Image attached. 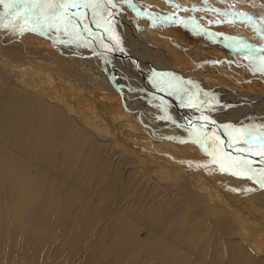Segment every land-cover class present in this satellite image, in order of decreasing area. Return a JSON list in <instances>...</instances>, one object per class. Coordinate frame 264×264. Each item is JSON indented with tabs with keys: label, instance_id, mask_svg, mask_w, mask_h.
Wrapping results in <instances>:
<instances>
[{
	"label": "rangeland",
	"instance_id": "1",
	"mask_svg": "<svg viewBox=\"0 0 264 264\" xmlns=\"http://www.w3.org/2000/svg\"><path fill=\"white\" fill-rule=\"evenodd\" d=\"M32 1L24 0L29 5L21 3L24 11L21 7L19 11L16 2L12 0L0 3V96L9 94L14 98L25 95L27 100H31L26 101L25 105L35 103L38 111L44 109L41 118L46 126L49 125L48 129L62 128L60 132L62 136H66L63 139L61 136L59 150H52L54 160L60 159L61 155V159L69 165L65 174L53 168V172L44 177L42 166L35 169V164L30 167L28 175L20 177L18 184L25 181V178L28 182L35 178L36 170L41 172L37 181L41 186H34L38 188L35 196L37 195L40 203L28 200L26 195H22V191L18 204L12 201L8 204L7 195L0 196V264H264V178L259 180L257 177L264 176V145L261 144V147L254 140L251 143L248 140L238 141L233 134L230 138L239 147L245 145V152L238 151L239 148L235 147L229 151L222 148L219 154L223 158H217L211 150L207 153L208 149H204L203 141L198 143L194 140L196 143H184L185 145L181 140L169 141L181 150L185 158L176 157L171 153L170 145L150 138L137 125L147 123L145 120L148 116L143 118L144 110L141 108H155L156 102L161 101L152 92L156 88L164 90V84L163 87L159 84L158 68L155 70L151 65L153 62L150 56L149 59H142V56L139 57V50L133 52L121 49L125 43L120 42L121 39L117 40L121 37L119 34L122 37L125 35V32H119L123 24L122 29L127 27L128 31L131 28V39L140 47L146 48L154 61L164 67L162 71H167L168 64L173 70L169 78L178 80L180 87H184L183 90H193L191 96L196 93L210 98L208 93L218 90L224 94H217L218 97H225L229 104L235 101L232 100L234 93L240 96L239 99L255 100L252 106L259 104L256 109H264V45L249 37L250 40L238 36L240 34L237 35L232 30L234 23L239 28L244 27L249 36L252 32L255 36L258 33L264 36V21L260 24L250 15L252 12L249 8H241L233 2L227 4L210 1V5L199 3V6L190 3L189 8L183 6L182 12H168L154 0H113L115 13L107 12L110 17L107 24L109 28L105 26L102 30L97 27L99 24L105 25L102 12L88 16L84 12L82 14L81 7H75L79 13H73L75 17L88 16L92 24L97 22L96 26L93 25L92 32L100 37L102 36L97 32L103 35L101 40L104 44L99 43L103 44L102 47L96 48L100 55L104 52L101 50L109 53V40L118 46L123 44L119 49L123 52V58L128 61L119 59L122 61L120 64L116 58L115 64L120 74L117 77L112 70L115 76L113 80L119 82L116 86L121 84L123 89L121 78L127 79L125 86L128 91L140 88V93L142 89L145 97L139 98L141 103L143 100L141 104L126 93L106 92L107 86L101 79L103 75L99 70V63L109 70L108 61L100 56L93 63L90 60L93 56L86 58L85 50L82 52L80 48L72 46L76 39L67 36L73 28L68 24L70 22H67L66 15L62 16L59 12L62 9L72 11L74 8L68 5H80V0H37L39 10L30 8ZM86 1L92 6L97 3L96 0ZM215 12L227 15V21L213 24L212 15ZM194 13L198 17H193ZM61 19L63 22L59 23ZM85 25L81 26V31L86 38V45L90 42L91 35L90 27L86 29ZM250 28L252 32H249ZM73 34L75 32L71 36H76ZM69 39L73 40V44ZM223 39L232 41L234 47L224 44ZM154 48L162 50L168 61ZM79 57L85 62L79 61ZM106 59H109L107 54ZM132 63L137 67L131 66ZM143 63L148 64V68H141ZM137 69L142 70L135 73ZM182 83H187L189 88ZM191 86H194L193 89ZM195 87L200 89L196 90ZM192 101V104L201 103L198 100ZM203 103L202 110L208 113L213 111L208 110V105H211L210 108L220 105ZM15 104H18L17 100L13 101V105ZM233 105L235 106L231 108L221 107L219 110L223 111H217L213 116L202 115L199 120H203L209 129L211 125H206L209 121L210 124L213 120L221 123L227 118L228 112L225 110L246 108L238 101ZM169 110L174 111L170 117L172 119L169 118L170 123L179 122L183 124H180L182 127L185 125L187 128L189 125L194 128V119L188 115L186 117V113L179 111V114L172 106ZM26 112L31 119L34 118L28 108ZM233 118L238 117L231 115L227 120L230 122ZM255 121L254 125L245 127L244 133L255 138L257 134L262 140L264 120H260L258 124ZM153 124L149 123L147 126ZM133 125L136 126L135 130L131 128ZM238 129L241 130L242 126ZM203 131L206 135L204 142L218 141L217 136L212 138L210 131ZM199 136L202 137L203 134ZM217 138L224 142V137ZM45 149L46 153H50L51 147ZM231 153H241V156ZM36 159L39 160L37 157ZM219 159L222 160L218 161ZM251 159L254 161L245 163ZM20 160L22 161L17 158L15 162ZM236 160L240 161V166ZM59 167L65 169L66 164H59ZM22 168L24 171L25 168ZM61 172L62 178L66 180L59 178L58 174ZM3 174V169H0V177ZM54 181L61 182L58 183L57 190L52 188ZM29 186L27 183L24 189ZM165 247L166 251L162 249Z\"/></svg>",
	"mask_w": 264,
	"mask_h": 264
},
{
	"label": "bare ground",
	"instance_id": "2",
	"mask_svg": "<svg viewBox=\"0 0 264 264\" xmlns=\"http://www.w3.org/2000/svg\"><path fill=\"white\" fill-rule=\"evenodd\" d=\"M15 4H17L16 6H17V8H18V10L19 11H24L23 9V7H22V4H19V3H21V2H24V0H12ZM35 1H36V3H35ZM39 1V0H38ZM81 2H80V5H78V7H81V12H82V14H83V12L85 13V14H87L88 13V11L90 10V12H91V14H92V16H93V14H100V12H102V18H104V21H105V25L104 24H99V25H97V27L98 28H100V29H102V27H108L109 28V26H107V24L109 23V15L107 14V12L108 11H110V12H113V10L115 9L114 8V6H115V4L113 3L114 1L113 0H96V4H94V6H92L89 2H87L86 0H80ZM155 2H156V4H158V6L160 7V8H162V9H165V10H167L168 12H172V11H179V12H182V8H183V6H185L186 8H189V6H190V3H193V4H195V5H197V6H199V3H206V4H208V5H210L211 3H210V1H212V2H214V1H217V2H227V4H230L231 2H233V4H236V5H238L239 7H241V8H244V9H246V8H249V10H251V12L252 13H250V15H253L252 17H255V19L258 21V22H260V24H261V22H263L264 21V0H154ZM9 2V1H8ZM29 2V1H28ZM33 2V4H31V6H30V8H34L35 10H39L40 8H38V6H39V3L37 2V0H33L32 1ZM91 2H93L92 0H91ZM12 3V2H11ZM10 3V4H11ZM25 3V2H24ZM127 3H129V2H127ZM13 4V3H12ZM130 4V3H129ZM150 4H152V3H150ZM214 4V3H213ZM216 4V3H215ZM219 4V3H218ZM113 5V6H112ZM154 5V4H153ZM197 6H195V7H197ZM205 6V5H204ZM218 6V5H217ZM19 7H21L22 9L20 10V8ZM25 7V6H24ZM117 7V6H116ZM127 7V6H126ZM201 7H202V4H201ZM215 7V6H214ZM213 7V8H214ZM246 7V8H245ZM130 8V7H129ZM128 8V9H129ZM208 8H209V6H208ZM211 8V7H210ZM216 8V7H215ZM214 8V9H215ZM235 8V7H234ZM74 9L76 10V8L74 7ZM127 9V8H126ZM213 9V10H214ZM222 9V8H221ZM66 10H67V12H66ZM86 10H88L87 12H86ZM119 9H117V11H118ZM206 11H207V9H205ZM9 11V13H12V12H10V10H8ZM121 11V10H120ZM187 11V10H186ZM197 11V10H196ZM27 12V11H26ZM71 11L70 10H68V9H62L59 13L62 15V16H64V15H66V19L68 20L67 22H70V23H68L72 28H73V30H71L72 32H68V38H74L75 37V43L73 44L72 42H73V40L71 41V39H69L68 41H71L70 43L71 44H73L72 46H74L75 48H80L79 50L80 51H82V50H85V52L87 53V54H84V56L87 58L88 56H93V58H91L90 60L91 61H93V63H94V59L97 61V59L101 56L102 57V59L104 60V61H108V64L110 65V68H109V70H107V69H105L104 67H102L101 66V64L99 63V66H100V68H99V70L101 71V74L103 75V76H101V79H102V81H104L105 83H106V86H107V88H106V92L109 90V91H113L114 93H126L127 94V96L128 97H130V98H132V99H135V100H137V102L138 103H141L140 101V97L141 96H143V97H145L144 96V94H142V93H144L143 91H142V89H141V91H140V93L138 92L139 90H140V88L138 89V88H133V90H130V91H128V90H126V80H124L123 78H121V82H122V84H124V86H123V89H122V87L120 86V85H118V86H116L118 83L116 82V81H114L113 80V77L115 78V76H114V74H112V70H113V73H114V71L116 72V75H117V77H118V74H120V72L118 71V68L116 67V64H115V61H116V58L118 59L117 61H119V63L121 64V62L122 61H124V59L126 60V58L124 57L123 58V56H122V54H123V52L122 51H120V47L123 45H121L120 44V42L122 41V43H125L126 44V46H125V44H124V47L122 46V48L121 49H128V50H130V51H138L139 50V57L140 56H142V59H149V56H150V60H152V62H153V64H151L153 67H155L156 69L155 70H157V68H158V71H159V79H160V85L163 87V84H164V90H166L167 92H165L164 90H162L161 88H156V90H149V91H152L153 92V95L155 96V98L157 97V98H159V99H161V101H159L160 103H161V105H160V103L158 102H156V100H155V102H156V104H155V108L154 107H152V106H147V107H145L144 105H141V106H144V107H142L141 109H143L144 111V113H145V115H144V113H143V118H144V116H148V118L145 120V122H147V123H138L137 125H138V127L140 128V130L142 131V132H144V133H148L149 135V137L150 138H153V139H155V140H157L158 139V141H160V142H163V144L164 143H166L167 145H170L171 147H172V154H174L176 157H180V158H185L184 156H183V154H182V152H181V150L176 146V145H174L173 143H171L172 141H180V142H182L183 144L185 143V144H188V143H191V142H194V143H196L194 140H196L198 143H201L202 141H203V144H204V149L205 150H207V153H209V150H211L210 152L211 153H213V155L214 156H216L217 158H223L220 154H219V152H220V150L222 149V148H224V149H226V151H229L230 149H232V148H234L233 146H231V145H238V143L237 142H234L231 138H230V135H235L236 136V139H238V141L239 140H248L249 141V143H251V141H253L254 140V142L256 141L258 144L257 145H259V146H261L262 147V145L261 144H263L264 145V139H260L261 137H259L257 134L255 135L256 136V138L255 137H252V136H250V134H249V137L247 136L248 134L246 133H244V131H245V127H248V126H251V125H254L253 124V122L255 121V123H257L258 124V122L261 120H264V109H261V107H260V109H258L259 107H257V109H256V106L257 105H259V104H257V105H255V106H252V105H249L248 106V103L251 101V99H249V100H245L246 98H240L239 99V97L240 96H238V95H236V94H234V93H232L233 95H235L234 97H232V100H235V101H231V102H233L232 104H229V103H227L226 102V100L227 99H225V97H218V95L217 94H219V95H224V94H222L220 91H214V92H212L211 94L210 93H208V95H210V98H205V96H199V94H196V93H193V96H191L190 95V93H192L191 91H193V90H191L186 84H184V83H182V84H184V85H186L189 89H187L186 91L185 90H183L182 88H184V87H180V84H179V81L178 80H174V79H170L169 77H170V75H171V72L173 73V70H171V68H170V66L167 64V71L165 70V71H162V70H164V67L163 66H161L160 64H158V63H156V61H154V59L151 57V55L149 54V53H147L146 51L147 50H145L143 47H140L139 45H138V43H136L133 39H131V36H130V33H131V28L128 30V31H126V28L125 29H122L123 27H124V24L121 26L122 28H119V32H125V35L122 37V35H120L119 34V36H121L120 38H118L117 40H120V42H119V46L118 45H116L115 44V42H112L111 40H109L110 41V43H109V46H108V52L109 53H107V52H105V50H101V51H104L103 53L101 52V55H100V53L99 52H97V50H96V48H101L102 47V45L104 44L103 42H102V40H101V38L102 37H100V36H97V35H95L96 34V32H92L93 31V29H94V26H96V24H97V22H93V24H92V21L90 22V20H88L86 17H84V16H81L80 15V17H75V15L74 14H72V13H70ZM119 12V11H118ZM22 13V12H21ZM113 13H115V11L113 12ZM175 13V12H174ZM184 13V12H183ZM183 13H178L179 15H184ZM27 14H28V12H27ZM76 14V13H75ZM123 14H124V12L122 13V15H121V17H123ZM136 14V13H135ZM22 15H25V14H23L22 13ZM29 15V14H28ZM113 15V14H112ZM112 15H110V16H112ZM171 15V14H170ZM175 15V14H174ZM193 15V17H198V15L197 14H192ZM89 16V15H88ZM125 16V15H124ZM209 16V15H208ZM213 16V18H214V22H213V24L216 22V24L217 23H220V22H222V21H224L225 22V20L227 21V15H223V14H217L216 12L212 15ZM249 16V15H248ZM23 17L24 16H22V19H23ZM200 17V16H199ZM64 18V17H63ZM64 18V19H65ZM207 18V17H206ZM25 19V18H24ZM30 19V21L32 20L31 18H29ZM49 19H51L50 17H49ZM185 19V18H184ZM193 19V18H192ZM99 20V19H98ZM195 20V19H194ZM253 20V19H252ZM190 21V20H189ZM249 22H250V20H248ZM247 21V22H248ZM32 22V21H31ZM59 23L61 22H63V19H61L60 21H58ZM206 22V21H205ZM246 22V23H247ZM252 22V21H251ZM250 22V23H251ZM28 23V22H27ZM30 23V22H29ZM33 23H35V21L33 22ZM48 23V22H47ZM86 24L85 26H86V29H88L89 27V33H90V35H91V40H90V42H88V44H84V43H86V38L84 37V34L82 33V27L81 26H83L84 24ZM126 23H129V22H126ZM240 22H238V24H239ZM257 23V22H256ZM83 24V25H82ZM119 24V23H118ZM206 24H208V22L206 23ZM231 25H232V23H230ZM229 24V25H230ZM243 25H244V22L242 23ZM241 24V25H242ZM94 25V26H93ZM234 25H236V24H234L233 23V27H232V30H233V32L234 33H236L237 35L238 34H240V35H238V36H242V37H244V38H246L247 37V39H254L257 43H261V44H263L264 45V36L263 35H259V33H258V36L256 35H254V33L251 31V28H250V31L249 32H252L253 33V35H252V33L250 34V36H249V34H248V32L245 30V28H244V30L246 31H243V28H239L238 27V25H236V26H234ZM242 25V26H243ZM248 25H250V24H248ZM253 25V24H252ZM258 25H259V23H258ZM131 26H132V23H131ZM204 26V25H203ZM71 27H69V30H70V28ZM257 27V26H256ZM263 27H264V25H263ZM78 28V29H77ZM81 28V29H80ZM112 28V27H111ZM260 28V27H259ZM75 29V30H74ZM106 29V28H105ZM128 29V28H127ZM82 30V31H81ZM103 30V29H102ZM260 30H261V28H260ZM263 30H264V28H263ZM75 32V34H73V35H76V36H71V33H74ZM79 31V33H77ZM262 31V30H261ZM56 32V31H55ZM117 32V31H116ZM255 32V31H254ZM59 33V32H58ZM262 33V32H261ZM61 34H63V33H61ZM101 34V33H100ZM110 35H111V32L109 33ZM102 35V34H101ZM252 35V36H251ZM87 36V35H86ZM110 37V36H109ZM249 37V38H248ZM60 38V37H59ZM66 38V37H65ZM105 38V37H104ZM249 39V40H250ZM58 40H60V39H58ZM112 40H114V41H116V39L115 38H112ZM224 40V39H223ZM61 41V40H60ZM60 41H58L59 43H60ZM62 42V41H61ZM224 42V44H226V45H228V46H233L234 47V45H232V41L230 42V41H226V40H224L223 41ZM252 42V41H251ZM63 43H64V41H63ZM99 43H103V44H99ZM105 43H108V42H105ZM249 43V42H248ZM254 43V42H253ZM253 43H251V44H253ZM62 44V43H61ZM118 44V43H117ZM250 44V43H249ZM249 44H248V46H249ZM63 45V44H62ZM244 45V44H243ZM255 44H253V46H254ZM258 45V44H257ZM64 47H65V44L63 45ZM247 46V47H248ZM259 46V45H258ZM257 46V47H258ZM59 47H60V45H59ZM58 47V48H59ZM62 47V46H61ZM64 47H63V49H64ZM252 47V46H251ZM251 47H250V49H251ZM117 50H116V49ZM255 48V47H254ZM262 47H260V49H261ZM72 50V49H71ZM154 50H156L157 51V53L158 54H160V55H162V56H164L165 57V59L168 61V59H167V57H166V55H165V53L162 51V50H159V49H157V48H154ZM60 51H62V49L60 50ZM120 51V52H119ZM15 52V51H14ZM13 52V53H14ZM63 52V51H62ZM65 52H66V50H65ZM70 52V51H69ZM74 52V51H73ZM72 52V53H73ZM83 52V51H82ZM148 52H150V51H148ZM61 53V52H60ZM64 53V52H63ZM67 53V52H66ZM150 53H152V52H150ZM83 54V53H82ZM106 54L108 55V57H109V59H106ZM117 54V55H116ZM147 55H148V57H147ZM16 56V55H15ZM135 56H136V54H135ZM75 57V56H74ZM78 57V56H77ZM81 57V56H80ZM78 58V60L79 59H81V60H79V61H83V62H85V60L84 59H82V58ZM82 57H83V55H82ZM136 58V57H135ZM119 59H122V61L121 60H119ZM20 60V59H19ZM38 60V59H37ZM75 60V59H74ZM89 60V61H90ZM136 60V59H135ZM77 61V60H76ZM75 61V62H76ZM78 61V62H79ZM126 61H128V60H126ZM146 61V60H145ZM148 61V60H147ZM22 63V61H18V63ZM25 62V61H24ZM82 62V63H83ZM130 62V61H129ZM143 62V61H142ZM149 62V61H148ZM151 62V61H150ZM4 63V62H3ZM16 63V62H15ZM6 64V63H5ZM13 64V63H12ZM134 63H132V65L131 66H133L134 68L135 67H137V66H135V65H133ZM83 65H86V64H83ZM82 65V66H83ZM91 65V64H90ZM128 65H130V64H128ZM148 64H146V65H144V63H143V65H140L141 66V68L142 67H146ZM87 66V65H86ZM96 66V68H97V65H95ZM98 66V67H99ZM139 66V65H138ZM139 66V67H140ZM150 66V65H149ZM26 67V66H25ZM133 67H132V69H133ZM152 67V68H153ZM263 67V66H262ZM93 68H95L94 66H93ZM114 68V69H113ZM147 68H148V66H147ZM85 69V68H84ZM88 70V69H87ZM142 70V69H141ZM141 70H136V72L135 73H138L137 71H139V73L141 72ZM145 70V69H144ZM261 71V70H260ZM103 72V73H102ZM153 73V72H152ZM161 73V74H160ZM88 74V73H87ZM97 74H99V72L97 71ZM145 74H147V73H145ZM157 74V73H156ZM142 75V74H141ZM144 75V74H143ZM151 75V74H150ZM177 75V74H176ZM175 75V76H176ZM88 76H90V75H88ZM93 76V75H92ZM178 76V75H177ZM176 76V77H177ZM140 77V76H139ZM152 77H153V75H152ZM157 77V76H156ZM93 78V77H92ZM142 78V77H141ZM154 78V77H153ZM178 78V77H177ZM119 79V78H118ZM145 79V78H144ZM148 79H149V77H148ZM155 79V78H154ZM153 79V80H154ZM193 79V78H192ZM38 80V79H37ZM100 80V79H99ZM120 80V79H119ZM123 80V81H122ZM191 80V79H190ZM195 80V79H194ZM101 81V80H100ZM177 81V82H176ZM195 81H197V80H195ZM94 82V81H93ZM103 82V83H104ZM150 82V81H149ZM158 82H159V80H158ZM42 83V82H41ZM200 83V82H199ZM199 83H193L194 85L195 84H197V85H199ZM28 84V83H27ZM94 84V83H93ZM203 84V83H202ZM102 85V84H101ZM29 86V85H28ZM127 86H129V85H127ZM145 86V85H144ZM147 86V85H146ZM153 86V85H152ZM159 86V85H158ZM160 86V87H161ZM170 88H169V87ZM209 86V85H208ZM194 87V86H193ZM193 87L191 86V88L193 89ZM199 87V86H198ZM201 87H203V86H201ZM22 88V87H21ZM96 88V87H95ZM103 88V87H102ZM128 88V87H127ZM152 88V87H151ZM167 88H168V90H167ZM196 88V87H195ZM23 89V88H22ZM98 89V88H97ZM101 89V88H100ZM105 89V88H104ZM130 89V88H129ZM173 89V91L171 92V90ZM198 89H200V88H196V90H198ZM207 89H208V87H207ZM213 89V88H212ZM29 90H30V88H29ZM42 90V89H41ZM205 90V89H204ZM203 90V91H204ZM22 91H24V90H22ZM126 91V92H125ZM148 91V90H147ZM206 91H208V90H206ZM205 91V92H206ZM210 91V90H209ZM169 92H171V94H169ZM189 92V93H188ZM194 92H196L195 90H194ZM204 92V93H205ZM2 93V92H1ZM41 93V92H40ZM139 93V94H138ZM199 93V92H198ZM200 93H201V90H200ZM3 94V93H2ZM20 94V93H19ZM39 94V93H38ZM151 94V93H150ZM28 95V94H27ZM206 95V94H205ZM207 95V96H208ZM47 96V95H46ZM30 97V96H29ZM45 97V96H44ZM136 97V98H135ZM217 97V98H216ZM142 98V97H141ZM28 98H27V96H22V95H18V96H15L14 98H12V95H9V94H7V95H5V96H0V169H3V172H4V174L0 177V186L1 187H3V188H0V196H5V195H7V200L9 201V203L8 204H10V201H12L13 203H15V204H18V200H19V198H20V196H21V191H22V195H26V198L28 199V200H32L33 202H34V200H37V202L35 203V204H37V203H40V202H38L39 200L36 198L37 197V195L35 196V192L37 191V187L35 188L34 186H36V184H38V187L39 186H41L40 185V183H37V181H38V179H40V171H38V170H36V173H35V178H33L32 180H30L29 182L27 181L28 179H26L25 178V181H23V182H21L20 184H18L17 183V181H19L21 178L20 177H22L23 175V177H25V175H28L29 173H28V171H29V169H30V167H33V165H35L36 164V166H35V169H38L37 167H39V166H42V168H43V170H44V173H43V176L44 177H47L46 176V174L47 173H52L53 171H52V169L54 168L55 170L56 169H59V170H61L64 174H65V170H66V168L68 167V163H67V161H65V160H63V159H61V155H60V159H57L56 161L54 160V156H53V153H52V150H54V152L55 151H58L59 150V148L61 147V145H60V143H59V141H60V138H61V136H62V134H61V129H59V128H57V127H55V128H52V129H48V127L47 126H49L48 124H47V126H46V124H45V122H44V120H43V118H41V115H42V113L44 112L43 110H42V108H41V110L40 111H38V106H37V104H32V103H26V105L24 104L26 101H28V102H30L29 100H27ZM44 99V98H43ZM139 99V100H138ZM184 99H189V100H187V101H184ZM224 99V100H223ZM230 99V98H229ZM254 99V98H253ZM15 100H17L18 101V104H15V105H13V101H15ZM152 100V99H151ZM192 100H198V101H200L201 103L199 104L198 102L196 103H193L192 104ZM219 100H221L220 102H219ZM45 101V100H44ZM145 101V100H144ZM146 101H148V99H146ZM150 101V100H149ZM158 101V100H157ZM184 102V103H186V104H184V103H182V102ZM237 101L238 102H242L244 105V107H246V108H243V107H238L237 109L236 108H233V109H230L229 111L228 110H225V111H227L228 113H226V114H228L227 115V118L226 119H224L223 120V122L221 121L222 119V115H221V118H220V121H221V123H216L214 120L212 121V124H210V121H209V123H207L206 122V120H205V123H207L206 125H211L210 127H209V129H207V127L204 125V123L201 121L200 122V118L199 117H201L202 115L205 117V115L206 114H212L211 116H213V114H215L217 111L218 112H222L223 110H219V109H222L221 107H229V108H231V107H233V106H235V105H233V104H235V103H237ZM246 101H249V102H247V104H245V102ZM253 101H255V100H253ZM253 101H251L250 102V104H252V102ZM259 101H261V100H259ZM33 102V101H32ZM151 102H153V101H151ZM154 102V103H155ZM203 102H209L210 104H212V103H215L216 105L217 104H220L219 106H216L215 104V106L216 107H209V106H211V105H208V104H205V105H208V108H207V106H204V107H206V109H208V110H213V111H210L209 113L208 112H205V111H203L202 110V107H203V105H204V103ZM230 102V101H229ZM256 102V101H255ZM142 103H143V100H142ZM141 103V104H142ZM148 102H146V104H147ZM203 103V104H202ZM264 103V102H263ZM263 103H262V105H263ZM41 104V103H40ZM40 104H38V105H40ZM149 104V103H148ZM150 105V104H149ZM152 105V104H151ZM262 105H260V106H262ZM47 106H48V104H47ZM46 106V107H47ZM153 106H154V104H153ZM171 106L172 107H174L178 112L179 111H181L182 113H186L185 115H186V117H187V115L188 116H190L192 119H194V123H193V126H194V128H192V127H190L189 125V127L188 126H186L187 128H185L184 126L182 127V126H180V124L181 123H177V124H175L174 122H172V123H170V119H172V118H170V117H172V114H173V110H169V109H171ZM212 106H213V104H212ZM54 107V106H53ZM264 107V106H263ZM26 108H28V110L30 111V113H31V115L34 117V118H32L31 119V116H30V114H28L27 112H26ZM142 111V110H141ZM157 111H160V113H156ZM140 113V112H139ZM139 113H138V116H139ZM234 113H236V114H234ZM48 114H49V112H48ZM56 114V113H55ZM141 114V113H140ZM166 114V115H165ZM179 114H180V112H179ZM219 114V113H218ZM218 114H216L217 116H218ZM238 114V115H237ZM69 115V114H68ZM237 116L238 118H233L234 120H231L230 122L228 121L229 119V117L230 116ZM243 115H245L246 117H242ZM56 116V115H55ZM137 116V117H138ZM216 116V118L218 119V117ZM249 116H251V117H249ZM145 117V118H146ZM151 117H152V119H151ZM168 117V118H167ZM190 117H188V118H190ZM56 118V117H55ZM142 118V117H141ZM158 118L160 119V121H158ZM170 118V119H169ZM206 118H208V116H206ZM212 118H214V117H212ZM248 118H250L249 120H248ZM251 118H253V119H251ZM22 119V120H21ZM49 119V118H48ZM61 119V118H60ZM167 119L169 120V121H167ZM182 119H183V117H182ZM202 119V118H201ZM228 119V120H227ZM57 120V119H56ZM167 122H166V121ZM186 120H187V118H186ZM191 120V119H190ZM207 120H211V119H207ZM216 120V119H215ZM227 120V121H226ZM248 120V121H247ZM134 121V120H133ZM144 121V120H143ZM158 121V123L159 122H162V124H156L155 122H157ZM188 121V120H187ZM237 121H241V123L240 124H238L239 122H237ZM247 121V122H246ZM57 122H59V121H57ZM60 123V122H59ZM135 123V122H134ZM149 123H151V124H153V125H151V126H147ZM183 123V122H182ZM235 123H237V125L235 124ZM133 124V123H132ZM261 124V123H260ZM57 125V124H56ZM61 125V124H60ZM66 125V124H65ZM65 125H63V126H65ZM181 125H183V124H181ZM263 125H264V123H263ZM62 126V127H63ZM127 126H129V125H127ZM240 126H242V129L241 130H239L238 128H240ZM73 127V126H72ZM72 127H71V129H72ZM130 127V126H129ZM134 127H136L135 125H133V127L131 126V128H133L134 129ZM137 127V128H138ZM167 127H171V129L172 128H175V130H171V129H167ZM259 127H260V125H259ZM76 128V127H75ZM166 128V130L164 131V129ZM65 129V128H64ZM68 129V128H67ZM136 129V128H135ZM134 129V130H135ZM203 130H208V131H210L213 135H211V134H209V135H211L212 136V138L214 139L216 136L217 137H219L220 135H222V136H220V137H224V135L227 137V138H229L230 140H232V143L231 144H227V143H225V138L223 139L224 140V142H221V140L220 139H218L217 137H216V139L218 140V141H214V142H204L205 141V139L203 140V138L206 136L205 135V133H204V131ZM233 130L236 132H233ZM138 131V130H137ZM136 131V132H137ZM141 131H140V133H141ZM205 131V132H206ZM238 131V132H237ZM251 131V130H250ZM255 131V130H254ZM66 132V131H65ZM168 132V133H167ZM175 132V133H174ZM231 132V133H230ZM233 132V133H232ZM247 132H249V131H247ZM109 133V132H108ZM179 134H181V136H183L182 138H181V136L179 137L178 135ZM199 134L200 135H202L203 134V136L201 137V136H199ZM252 134H255V133H252ZM208 135V134H207ZM245 135L247 136L246 138H243V137H245ZM64 136V135H63ZM63 136H62V139H63ZM108 136H109V134H108ZM213 136H215V137H213ZM262 136V135H261ZM64 137H66V136H64ZM139 137V136H138ZM242 137V138H241ZM149 138V139H150ZM212 138H210V139H212ZM153 139H151L152 141H153ZM167 139V140H166ZM154 140V141H155ZM169 141H171V142H169ZM212 141V140H211ZM108 142V141H107ZM262 142V143H261ZM66 143V142H65ZM242 143V142H241ZM160 144V143H159ZM162 144V143H161ZM184 144V145H185ZM97 145V144H96ZM190 145H192V144H190ZM59 146V147H58ZM194 147H195V145H193ZM202 146V145H201ZM245 145H242V146H240V149H237L238 151L240 150V151H242V152H245V147H244ZM50 148L51 147V151H50V153H46V149L45 148ZM58 147V148H57ZM66 147V146H65ZM244 147V148H243ZM54 148H57V149H54ZM75 148H77V147H75ZM203 148V147H202ZM242 148V149H241ZM165 149V148H164ZM235 149V148H234ZM244 149V150H243ZM74 151V150H73ZM205 152V151H204ZM241 152V153H242ZM248 152V151H247ZM222 153V152H221ZM241 153H240V155L237 153V154H232V155H237V156H241ZM227 155V154H226ZM242 155H244V153H242ZM66 156V155H65ZM212 156V155H211ZM13 157H15V158H13ZM36 157L39 159V160H37L36 159ZM17 158H21L22 159V161L20 160V162H15V160L17 159ZM34 158L36 159V160H34ZM257 158V157H256ZM259 158V157H258ZM263 159V158H262ZM19 160V159H18ZM222 159H219L218 161H221ZM264 160V159H263ZM5 161V162H4ZM7 161V162H6ZM13 161L16 163H14L13 164ZM225 161V160H224ZM231 161V160H230ZM233 161V160H232ZM237 161V160H236ZM246 161V160H245ZM245 161H243V162H245ZM254 161V160H253ZM252 161V159L251 160H249L248 162H245V163H251V162H253ZM256 161V160H255ZM259 161V160H258ZM3 162V163H2ZM43 163V165H41V164ZM4 164H5V166H4ZM59 164H62V165H64V164H66V167H65V169H62V168H60L59 167ZM261 164H263V163H261ZM260 164V165H261ZM237 165L238 166H240L241 164H240V161L238 160L237 161ZM247 165V164H246ZM22 166L25 168V170L24 171H22L21 170V168H22ZM250 168H251V166L250 165H248ZM24 168H22V169H24ZM42 170V171H43ZM240 170V169H239ZM259 170V169H258ZM34 171V170H33ZM32 172V171H31ZM56 172V171H55ZM54 172V173H55ZM60 173V174H58L59 175V178L61 179V180H66L65 178H62V176H63V173ZM253 172V171H252ZM257 173H259L258 171H256ZM57 173V172H56ZM238 173V172H237ZM246 174V173H245ZM263 174H264V172H263ZM55 175V174H54ZM57 175V174H56ZM238 175V174H237ZM4 176H6L7 178H5ZM34 176V175H33ZM244 176V175H243ZM4 177V178H3ZM245 178H247L246 176H244ZM258 177V179L259 180H261V177L262 178H264V176H260V175H258L257 176ZM68 181V180H67ZM27 183H29V187L25 190L24 189V186H26L27 185ZM58 183H61L60 181H54L53 182V189H55V190H57V185H58ZM15 187H16V189H15ZM70 190V189H69ZM78 190H80V189H78ZM24 191H26V192H24ZM60 192V191H59ZM5 194V195H4ZM53 194V193H52ZM48 196H50V194L48 195ZM55 196H57V195H55ZM32 203V202H31ZM33 203V204H34ZM7 209V208H6ZM11 209V208H10ZM213 211V210H212ZM211 212V211H210ZM209 213V212H208ZM77 214V213H76ZM78 214H79V212H78ZM206 215V214H205ZM217 216V215H216ZM219 216V215H218ZM217 216V217H218ZM202 217V216H201ZM84 218H82V220H83ZM209 219V218H208ZM162 235V234H161ZM162 249H164V251H166L167 249H166V247L165 248H162ZM154 256H156L155 254H154Z\"/></svg>",
	"mask_w": 264,
	"mask_h": 264
},
{
	"label": "water",
	"instance_id": "3",
	"mask_svg": "<svg viewBox=\"0 0 264 264\" xmlns=\"http://www.w3.org/2000/svg\"><path fill=\"white\" fill-rule=\"evenodd\" d=\"M21 3H23L24 5H29V4H26V3H24V2H21ZM21 3H20V4H21ZM87 11H88V10H86V12H87ZM70 13H72V14H73V13H74V14H75V13L79 14L75 9H73ZM87 14H88V15L91 14V13H90V10L88 11ZM86 17H88V16H86ZM88 18H90V17H88ZM88 18H87V19H88ZM88 20H89V19H88ZM90 22H91V19H90ZM97 34L99 35L100 32H97ZM100 35H101V34H100ZM101 36L103 37V35H101ZM220 136H222V135H220ZM224 138H225V143H227V144H231V143H230V140H228L225 136H224ZM232 146L235 147V148H239V149H240V147H239L238 145H235V146L232 145Z\"/></svg>",
	"mask_w": 264,
	"mask_h": 264
},
{
	"label": "snow or ice",
	"instance_id": "4",
	"mask_svg": "<svg viewBox=\"0 0 264 264\" xmlns=\"http://www.w3.org/2000/svg\"><path fill=\"white\" fill-rule=\"evenodd\" d=\"M5 2V0H0V3H4ZM68 7H78V5L77 4H75V3H71V4H69L68 5Z\"/></svg>",
	"mask_w": 264,
	"mask_h": 264
},
{
	"label": "crops",
	"instance_id": "5",
	"mask_svg": "<svg viewBox=\"0 0 264 264\" xmlns=\"http://www.w3.org/2000/svg\"><path fill=\"white\" fill-rule=\"evenodd\" d=\"M250 98H248L247 100H249ZM249 102V101H248ZM251 102V101H250ZM250 102L248 103V105H253V102H252V104H250ZM241 104V106L242 105H244L242 102L240 103ZM245 104H247V101L245 102Z\"/></svg>",
	"mask_w": 264,
	"mask_h": 264
}]
</instances>
